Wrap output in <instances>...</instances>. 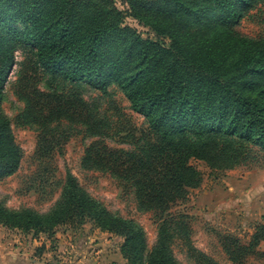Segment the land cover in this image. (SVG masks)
Instances as JSON below:
<instances>
[{
  "label": "trees",
  "instance_id": "16d2710c",
  "mask_svg": "<svg viewBox=\"0 0 264 264\" xmlns=\"http://www.w3.org/2000/svg\"><path fill=\"white\" fill-rule=\"evenodd\" d=\"M260 2L126 0L123 12L115 0H0V180L23 155L3 108L15 65L14 91L24 103L15 119L40 131L41 152L70 136L63 120L100 136L97 106L84 89L106 94L115 85L145 117L149 136L134 149L94 139L83 162L134 189L139 209L156 213L158 231L149 248L143 225L111 211L70 169L47 211L0 200V224L52 235L58 225L91 221L123 239L127 264H183L172 247L183 238L197 261L213 264L192 244L188 216L172 209L202 182L191 159L227 170L245 162L251 147L264 150V37L234 29ZM126 15L153 35L126 25ZM261 241L264 223L248 246L232 238L226 249L237 259Z\"/></svg>",
  "mask_w": 264,
  "mask_h": 264
},
{
  "label": "rangeland",
  "instance_id": "374dc122",
  "mask_svg": "<svg viewBox=\"0 0 264 264\" xmlns=\"http://www.w3.org/2000/svg\"><path fill=\"white\" fill-rule=\"evenodd\" d=\"M115 3L119 10L127 11L126 0ZM125 24L143 36L153 35L130 15H126ZM234 29L241 35L264 37V2L249 9ZM17 59H22L20 52ZM17 67L9 75L3 108L12 119L15 140L23 155L19 169L0 180V200L12 208L47 211L59 198L70 169L81 185L111 211L139 221L151 248L157 239L156 213L139 209L134 189L125 187L120 179L88 168L83 162L85 149L94 139L101 138L112 148L134 149L142 144L149 136L145 117L131 108L117 86H110L106 94L87 87L84 98L97 106L101 135L93 137L85 126L63 120L70 136L59 139L61 143L51 152H41L40 131L20 125L15 119L24 107L14 91ZM191 163L202 173V182L191 188L188 198L172 211L188 216L192 244L213 264H264V241L237 259L226 249L232 238L248 246L257 227L264 223V150L251 147L245 162L227 170L211 168L195 158ZM122 242V238L102 231L91 221L79 226L58 225L52 235H34L0 224V264H127L120 251ZM172 247L183 264H207L193 257L183 238L174 240Z\"/></svg>",
  "mask_w": 264,
  "mask_h": 264
}]
</instances>
